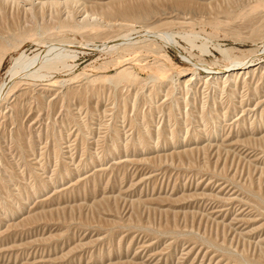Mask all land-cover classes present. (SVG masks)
I'll return each mask as SVG.
<instances>
[{
  "label": "rangeland",
  "instance_id": "1",
  "mask_svg": "<svg viewBox=\"0 0 264 264\" xmlns=\"http://www.w3.org/2000/svg\"><path fill=\"white\" fill-rule=\"evenodd\" d=\"M38 2L0 0L3 102L21 93L0 111V264H264V8ZM139 4L151 25H125ZM215 45L252 70L226 77ZM50 46L71 67L12 89L15 58Z\"/></svg>",
  "mask_w": 264,
  "mask_h": 264
},
{
  "label": "bare ground",
  "instance_id": "2",
  "mask_svg": "<svg viewBox=\"0 0 264 264\" xmlns=\"http://www.w3.org/2000/svg\"><path fill=\"white\" fill-rule=\"evenodd\" d=\"M39 2V5L42 7V5L44 4H47L49 3V5H53V4H56L57 3H61V0H56V1H48V0H38ZM98 1V0H97ZM131 1V0H130ZM63 2V1H62ZM134 3V2H133ZM141 4H139L138 6H131V7H120V15L123 14L124 15V20H125V25H129L131 22L133 23V21H141V22H144V24L146 26H148L150 24V21H151V17H150V11L148 10V7H142L140 6ZM261 8H264V0H255V3L252 5L251 9H250V13L247 15L248 18L247 20L249 21V24H251L253 22V20L255 19V16L256 14L260 11ZM28 9V8H27ZM30 9V8H29ZM160 9V8H159ZM114 10V9H113ZM163 11V10H162ZM167 14V13H166ZM159 15V14H158ZM70 16V15H69ZM88 17V16H87ZM156 17V16H155ZM257 17V16H256ZM84 19V18H82ZM174 19V18H173ZM175 19H178V18H175ZM162 20V19H161ZM80 21V20H79ZM156 21H159L156 20ZM152 22V21H151ZM160 22V21H159ZM248 23V22H246ZM254 23V22H253ZM252 23V25H253ZM257 23V22H256ZM131 25V24H130ZM151 25V24H150ZM263 25V24H262ZM247 26V25H246ZM264 26V25H263ZM76 28H80L81 25L80 24H76L75 25ZM251 27V26H250ZM263 31H264V27H254L253 30L251 31V35L252 37H259L261 35H263ZM246 33V32H245ZM13 34V33H12ZM186 34V33H185ZM243 34V33H242ZM10 35V33H9ZM8 35V36H9ZM129 35V34H128ZM1 36V35H0ZM13 36V35H12ZM101 36V35H100ZM146 36V35H145ZM168 37H170L171 41L173 44H176L177 43V40L175 39V36L174 34H167ZM187 38L189 37L188 35H186ZM4 37V36H2ZM0 37V39L2 38ZM7 38V36H5ZM160 37H161V34H160ZM183 37V36H182ZM10 38V37H9ZM167 38V37H166ZM3 39V38H2ZM165 39V37H164ZM189 39V38H188ZM187 39V40H188ZM12 41V40H11ZM15 41V40H13ZM134 41V40H133ZM150 40H147V42H149ZM168 41V40H167ZM153 42V41H152ZM16 43V42H15ZM129 43H133L131 40L130 41H125L124 43L122 44H129ZM12 44H14V42H9V41H6V39L4 40H0V63L3 59V56L5 55V52L7 50V48L9 46H12ZM134 44V43H133ZM146 44V43H145ZM190 44L192 45V42H191V39H190ZM105 45V44H104ZM131 45V44H130ZM206 45V44H204ZM52 46V45H51ZM49 47L48 49L46 50H42L41 52H36V54L32 55V56H28V55H25V54H20L18 57L15 58V62L14 64L11 66V68L9 69L10 73H11V77H12V82L11 80H9L12 84L10 86H12V89H14L18 84H19V81L17 78L15 79V77L20 73V72H23L24 70H26L27 72L25 73L24 71V75L25 76H30L32 78L34 77H41L44 75L43 71L45 72H50L52 70L55 71L58 70L59 67H63V68H70L71 66H69L63 56H66L67 53L64 51V47L63 49L61 48V46L57 47V48H53V47ZM179 46V45H178ZM207 46V45H206ZM208 49V47H206ZM218 49H221L218 45H215ZM56 47V46H55ZM126 47V46H125ZM123 48V47H122ZM204 46H202V49L204 50L205 49ZM125 49V48H124ZM222 50V51H221ZM220 51L222 53H225L223 55H225V58L226 56L231 60V66L234 65L235 62H240V66L238 64L239 67H235V68H231V69H227L226 71H229L231 72V75L230 73L226 76V77H233L235 75V71L238 72H245V70L249 69L251 66H252V61H241L240 57H237L235 56L233 58V56L231 57L230 54L228 55V49H221ZM205 51H209V50H206ZM60 54H62L60 56ZM255 54V53H254ZM71 58V57H70ZM210 66V65H209ZM235 66V65H234ZM233 66V67H234ZM61 67V68H62ZM205 68H208L210 69H213V67H205ZM227 68V67H226ZM216 69V68H215ZM220 69V68H219ZM251 69V68H250ZM127 69H123L121 71H119L114 77H111L110 79H114V78H119L120 76H122L123 74L127 73L126 71ZM225 71V69H223ZM252 70V69H251ZM254 70V69H253ZM217 71V70H216ZM214 72V70H213ZM216 73H220V71L216 72ZM22 74V73H21ZM22 77V76H21ZM235 77V76H234ZM22 80V79H21ZM112 81V80H111ZM8 83V82H7ZM8 85V84H7ZM6 85L3 84V86L1 87L0 89V111H2L3 108H5L6 106H9L10 107V110L11 112H13V115H15L16 113V110L18 108V100H19V95L21 94L19 92V89L15 91V97L14 99L8 104L6 105L7 103H4L3 100L8 98L7 97V94L5 95L4 91L6 92ZM218 86V85H217ZM218 89V88H217ZM9 90V88H8ZM7 90V91H8ZM18 92V93H17ZM4 93V94H3ZM10 100V99H9ZM9 112V111H8ZM7 113V112H6ZM11 114V113H10ZM11 116V115H10ZM16 117V116H15ZM262 122V121H261ZM260 122V123H261ZM263 123V122H262ZM261 123V124H262ZM214 132V131H213ZM258 197V196H257ZM23 206V205H22ZM248 261V260H247ZM246 261V262H247ZM251 264V263H250Z\"/></svg>",
  "mask_w": 264,
  "mask_h": 264
}]
</instances>
